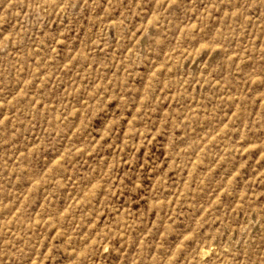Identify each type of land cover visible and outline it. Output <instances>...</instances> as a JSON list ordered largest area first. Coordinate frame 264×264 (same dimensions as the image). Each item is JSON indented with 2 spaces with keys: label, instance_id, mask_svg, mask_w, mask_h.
Instances as JSON below:
<instances>
[{
  "label": "rangeland",
  "instance_id": "obj_1",
  "mask_svg": "<svg viewBox=\"0 0 264 264\" xmlns=\"http://www.w3.org/2000/svg\"><path fill=\"white\" fill-rule=\"evenodd\" d=\"M0 264H264V0H0Z\"/></svg>",
  "mask_w": 264,
  "mask_h": 264
}]
</instances>
